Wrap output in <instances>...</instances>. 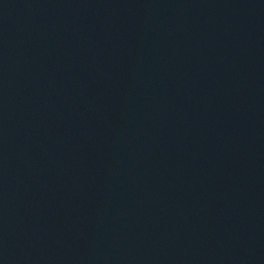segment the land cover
<instances>
[{
    "label": "water",
    "instance_id": "obj_1",
    "mask_svg": "<svg viewBox=\"0 0 264 264\" xmlns=\"http://www.w3.org/2000/svg\"><path fill=\"white\" fill-rule=\"evenodd\" d=\"M0 264H264V0H0Z\"/></svg>",
    "mask_w": 264,
    "mask_h": 264
}]
</instances>
